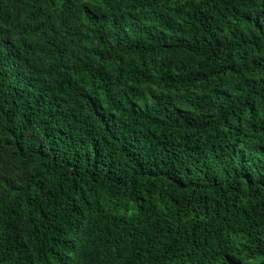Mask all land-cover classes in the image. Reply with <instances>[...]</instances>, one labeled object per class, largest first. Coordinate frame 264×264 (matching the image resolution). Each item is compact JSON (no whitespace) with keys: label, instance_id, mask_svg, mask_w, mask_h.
<instances>
[{"label":"trees","instance_id":"1","mask_svg":"<svg viewBox=\"0 0 264 264\" xmlns=\"http://www.w3.org/2000/svg\"><path fill=\"white\" fill-rule=\"evenodd\" d=\"M0 264H264V0H0Z\"/></svg>","mask_w":264,"mask_h":264}]
</instances>
